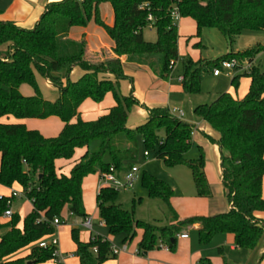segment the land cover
Here are the masks:
<instances>
[{
  "label": "trees",
  "instance_id": "trees-1",
  "mask_svg": "<svg viewBox=\"0 0 264 264\" xmlns=\"http://www.w3.org/2000/svg\"><path fill=\"white\" fill-rule=\"evenodd\" d=\"M102 3L113 7L112 26L101 18ZM173 8L180 18L195 22L197 35L206 28L218 29L229 46L227 54L214 61L183 60L181 84L185 94H199L202 74L220 67L222 61L236 59L240 65L250 64L248 70L236 72L231 79L233 87L242 77L249 79L243 99L224 92L211 104L193 109L195 116L217 133V138L206 136L221 154L222 182L230 209L180 220L171 203L173 188L144 172L143 187L149 197L167 204L171 223L158 225L136 219L117 204L118 190L109 186H102L97 194L100 217L110 235H121L124 243L133 241L140 230L139 255L158 249L160 244L171 251L179 235L199 224L201 245H208L216 234H229L240 250L263 249L264 259V68L255 63L264 52V40L241 51L233 48L243 31H264V0H60L48 3L32 28L0 19V185L19 188L32 204V211L23 220L13 212L4 222L12 197L0 196V264H57V246H40L55 232L54 219L66 224L74 216L86 218L84 178L102 175L111 168L118 172L130 169L138 160L140 144L147 156L153 153L169 167L187 164L197 196H212L203 151L197 159L186 157L194 143V125L171 114L168 107L156 106L145 107V121L130 127L129 113L140 103L133 88L127 95L120 89L122 80L133 83L124 70L123 56L129 63L148 66L162 80L169 78L179 60ZM91 21L113 41V55L103 51L97 59L91 58L84 36L80 40L69 38L73 27H87ZM147 26L157 30L155 42L145 40L143 30ZM74 68L81 71L76 80L71 78ZM37 75L57 88L56 99L42 95ZM25 84L33 88V95L22 94L20 88ZM107 92L113 94L115 104L97 119L84 120L82 103L87 99L100 102ZM51 116L63 122L60 133L51 137L22 122L4 121L9 117L25 120ZM80 149L84 152L77 158ZM59 161L70 162L69 174L58 167ZM72 237L80 264H103L117 257L105 237L98 235L81 242L75 229ZM27 246V254L15 257ZM198 264L213 263L200 258Z\"/></svg>",
  "mask_w": 264,
  "mask_h": 264
},
{
  "label": "rangeland",
  "instance_id": "rangeland-1",
  "mask_svg": "<svg viewBox=\"0 0 264 264\" xmlns=\"http://www.w3.org/2000/svg\"><path fill=\"white\" fill-rule=\"evenodd\" d=\"M143 35L146 41L155 42L157 40V30L154 27H145ZM263 40L264 31L245 30L237 38L233 48L235 51L237 49L243 50ZM228 47L225 37L218 29L206 28L203 29L200 35H197L195 22L190 18H182L178 23L179 60L173 67L169 78L163 82L152 79L146 72H138L133 84L126 79L120 82L122 95L129 94L131 87L135 85V89L142 95L141 97L149 108L166 106L170 110L173 108L181 110L184 113L182 119L195 125L193 134L195 142L186 157L188 160L197 159L200 155V150L203 151L205 173L212 193V197L208 199L198 197L193 174L187 164L169 167L153 153L146 156V151L140 144V154L134 164V166L139 168L136 180L131 188L119 189L117 199V204L121 205L126 211L133 213L136 219L158 225H168L172 219L167 204L160 198L149 197L143 187L141 179L144 172H148L170 184L175 193L171 200L172 206L183 219L193 216H212L228 211L229 202L222 182V162H219L216 154V144L206 136L208 134L212 138H216L217 133L206 122L195 116L193 109L200 104H211L220 93L224 92H229L234 97L243 99L248 93L250 81L248 78L242 77L238 85L233 87L230 81L236 73L235 71L226 70L219 77H215L212 74L213 68H211L210 71L202 74V91L199 94L189 96L182 91V81L180 80V77L183 76V60L191 58L194 61H214L225 56L228 52ZM109 54L106 53L107 56ZM97 57L94 58L97 59ZM255 63L261 64L264 68V52L256 57ZM71 78L75 79L76 77L71 76ZM44 81L43 79L40 83L42 95L46 99L56 97L57 88L53 85L48 87ZM23 86L26 87L31 95L34 94V90L30 85L25 84ZM114 104L115 98L111 92H107L100 102L87 99L81 105V117L84 120H95L106 114L108 109ZM135 107L136 109L133 108L128 116V125L134 127L144 121L139 112L141 104ZM31 122H38L43 132L38 131L46 137L56 136L62 130L61 124L51 121L37 119ZM200 129L204 130L205 133L200 131ZM68 167L66 166L64 169L65 174H69L70 168ZM103 185L104 180L98 173L90 174L83 180L85 210L93 219L95 225L93 231L83 226L84 218L74 216L66 224L61 223L56 227L55 232L47 239V242H51L53 239L58 241V253L60 260L64 264H80L76 256V242L72 237V229L77 231V237L81 242H88L90 235H92V238L100 235L109 239L115 247L123 248L122 236H111L106 225H100L102 219L97 206V194ZM8 193V188L0 186V195H7ZM11 207L21 220L32 211V204L26 198H18ZM198 211L205 214H195ZM3 219L4 222L8 221L7 218ZM188 233L190 239L187 241L177 239L176 245L171 251L168 249V252H163L161 249H156L150 256L153 263L197 264L200 258H209L213 264H250L251 253L246 250L238 251L232 249L231 243L227 239L228 236L216 234L208 245H201L199 233L194 227H191ZM135 241L136 238L133 244ZM220 249H222V252ZM29 250L30 246L22 248L15 254V257L23 256ZM258 252L260 255L256 264H264V259H261L263 251L258 249ZM121 255L108 259L103 264H133L132 262L130 263V252L124 254L129 257Z\"/></svg>",
  "mask_w": 264,
  "mask_h": 264
},
{
  "label": "crops",
  "instance_id": "crops-1",
  "mask_svg": "<svg viewBox=\"0 0 264 264\" xmlns=\"http://www.w3.org/2000/svg\"><path fill=\"white\" fill-rule=\"evenodd\" d=\"M54 1H60V0H0V19L11 20V21H14L15 23H17L18 25H20L22 27L32 28V27L35 26L36 22L39 20L41 14L43 13V11L45 9V6L48 3L54 2ZM100 13H101V18L103 19V21L106 24H108L109 26H112L114 24V10H113V7H112V5L110 3H102L100 5ZM181 20H182V18L179 20V22ZM149 27H152V26H149ZM83 36L85 37V39L87 41V44H88V47H89V52L91 54V58L92 57L94 58V57H97V56L98 57L102 56L101 53L103 51L106 52L107 54L110 53L109 55H111V54L113 55V47H114L113 41L110 39V37L107 35V33L101 27H99V26H97L95 24L94 21H91V23L87 27H73L71 29L70 33H69V38L74 39V40H80ZM241 50L242 49H240V50L237 49L236 51H241ZM121 61L123 63V67H124V70H125L126 74L128 76L132 77L133 81H134V78L136 77L138 72H146L148 75H150V77L152 79L163 81V82L166 81V80H162V79L158 78L156 76V74L148 66L136 65V64H132V63L127 62L126 56L121 57ZM212 74H213V72H212ZM220 75H218V76L214 75V76L215 77H219ZM71 76H75L76 78L73 79V80H76V79H78L81 76V71L78 68H74L72 73H71ZM43 79L44 78H42L41 76L37 75V80L39 82V85L41 83V80H43ZM44 80H45L44 82L46 83V85L48 87L52 86V84L48 80H46V79H44ZM230 83H231V81H230ZM134 86H132L131 89L133 88V94L137 98L139 103L141 104V108H140V110L139 109L138 110L140 112V115L142 116V118H144V121H145L146 116H147V110L144 107H148V106L144 102V99L141 97L142 95L139 94V92L135 89ZM24 87L25 86L22 85L21 88H20V91L22 92L23 95L30 96L31 95L30 92L26 89V87L25 88ZM57 96H58V93H57ZM57 96L53 97L50 100L56 99ZM134 109H136V107H134ZM32 120H37V119L18 120L15 117H9L8 119H4V121H6V122H22L29 129H36V130H40L41 132H43L41 127H39L38 122H31ZM41 120H46V121H51L53 123H58V124H61L62 127H63V122L60 120V118H58L56 116H51V117H48L46 119H41ZM28 121H30V122H28ZM30 123H31V125H29ZM130 127H134V126H130ZM200 131L204 132V130H202V129H200ZM193 134H194V132H193ZM193 142H195L194 138H193ZM83 152H84V150L80 149L79 153L76 154V157L79 158L83 154ZM216 154L218 156L219 162H222L221 154H220V151H219V148H218L217 145H216ZM66 166H69L68 168L71 169L70 162H66V161L61 162V161H59L58 167L59 168H63L62 169L63 171H64ZM221 166H222V163H221ZM1 187H3V186H1ZM8 189H9V193L8 194H11L10 191H12V190H16V191L22 192L17 187L8 188ZM174 195H175V193H174ZM211 197H209V198H211ZM18 198L23 199L24 197L23 196H19V197L13 198V203ZM205 199H208V198H205ZM229 209H230V203H229L228 210ZM195 214H205V213L198 211ZM178 216H179V214H178ZM263 216H264V214H263ZM179 219L182 220L183 219L182 216H179ZM92 221H93V219H92ZM100 225H105V224H104L103 221H101ZM94 226L95 225H94V222H93V228L90 229L91 231H93ZM193 227L197 230L200 227V225L199 224H194ZM183 233L188 235L187 238H180L178 236V239L180 241L189 240L190 239L189 233L187 231H185ZM141 235H142V232L139 230L137 232L136 241H135L134 244H133L134 240L131 241V242L124 243L123 242V238H122L123 246H126L127 250L120 251L117 254V256L122 254L121 256H123V257H129V256L124 255V254L130 252L131 253V255H130V260L131 261H130V263L132 262L133 264H155V263H153V261H152L150 256L156 249L152 250V251H149L146 255H139L138 254L137 245H138V242L141 239ZM226 236H228L227 239L231 243V248L232 249H235V250H238V251H243V250L238 249L234 245L233 236L232 235L227 234ZM90 237H92V235H90ZM158 249H161L163 252L164 251L168 252V249H166V248H158ZM259 250L263 251V249H259ZM220 251L222 252V249H220ZM250 253H251V256H252L250 264H256L260 253L258 252V250H255V251L250 252ZM59 259H60V256H59ZM198 261H197V264H198Z\"/></svg>",
  "mask_w": 264,
  "mask_h": 264
},
{
  "label": "built area",
  "instance_id": "built-area-1",
  "mask_svg": "<svg viewBox=\"0 0 264 264\" xmlns=\"http://www.w3.org/2000/svg\"><path fill=\"white\" fill-rule=\"evenodd\" d=\"M172 19L174 22H179L180 15L177 12L176 8H173L172 10ZM149 20H152V16H149ZM250 68V64H244V65H240L236 59H233L231 61H222L221 62V66L218 68H215L213 70V74L215 76H218L220 74L223 73V71H230L233 70L235 72H241V71H245L248 70ZM183 77H180V80H182ZM171 114H173L174 116L181 118L184 116V113L181 110H177L175 108H173L172 110H170ZM146 156L148 155V153L146 152L145 154ZM139 172V168L137 166H132L130 169L124 171V172H118L116 170H114V168H111L110 171L103 173L101 175V178L104 180V185L103 186H109L112 187L116 190H119L121 188H131L134 184V181L136 180V177L138 175ZM19 196H23L22 192L16 191V190H12L11 191V197L12 199H10L8 201V205L9 208L4 212V218H11L12 214H13V210H12V204H13V198L15 197H19ZM53 224L55 225V227H58L61 224V221L56 218L54 219ZM83 226H85L88 229H92L93 228V221L92 218L87 216L86 218H84L83 222H82ZM188 235L183 234V235H179L180 238H187ZM48 244H52L54 246L58 245V241L56 239H53L51 242H47L43 241L40 243V246H47ZM159 248H166L168 249L167 246L160 244ZM127 250L126 246H123L122 249H119L115 246H113V251L115 254H118L120 251H125ZM55 255L57 256V260L56 263L57 264H63L62 261L59 259V253H58V248L55 250Z\"/></svg>",
  "mask_w": 264,
  "mask_h": 264
}]
</instances>
